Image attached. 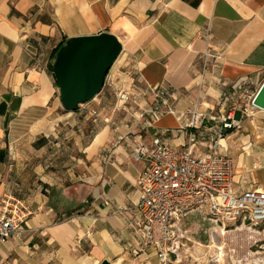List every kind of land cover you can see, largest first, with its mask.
I'll return each instance as SVG.
<instances>
[{
  "label": "crops",
  "instance_id": "1",
  "mask_svg": "<svg viewBox=\"0 0 264 264\" xmlns=\"http://www.w3.org/2000/svg\"><path fill=\"white\" fill-rule=\"evenodd\" d=\"M101 33L122 45L109 74L132 61L139 85L121 78L135 104L98 108L103 121L90 136L92 126L84 134L72 124L79 110L62 108L48 68L65 40ZM262 68L264 0H0V199L16 198L29 213L0 245V264H158L152 250L126 251L143 168L129 158L130 143L164 133L172 147H186L181 116L214 111L223 82ZM158 87L172 93L176 115L149 123L144 92ZM234 119L238 128L218 143L233 163L234 192H264V112Z\"/></svg>",
  "mask_w": 264,
  "mask_h": 264
},
{
  "label": "built area",
  "instance_id": "2",
  "mask_svg": "<svg viewBox=\"0 0 264 264\" xmlns=\"http://www.w3.org/2000/svg\"><path fill=\"white\" fill-rule=\"evenodd\" d=\"M212 57L205 53V66ZM107 81L109 73L104 85ZM263 81L264 68L252 77L223 82L226 91L216 103V115H212L213 111L199 112L195 108L183 114L179 130L189 131L186 147H172L164 133L155 134L149 144L140 139L130 143L129 158L143 165L135 181L140 194L135 208L136 220L128 224L133 235L126 251L132 258L152 250L158 264H168L176 243V224L190 213H203L222 225L264 223V192L251 188L235 193L233 163L218 152V143L226 131L239 126L234 119L235 112L246 115L255 110L252 100ZM113 87L110 84L116 105L135 104V97L127 90ZM144 95L151 98L149 123L166 114L176 115L170 106L172 93L166 88L148 89ZM116 105L114 108L118 110ZM83 108L84 105L78 110ZM143 117V113L139 115V119ZM196 148L206 151L196 155ZM28 216L20 200L10 196L0 199V245L24 229Z\"/></svg>",
  "mask_w": 264,
  "mask_h": 264
},
{
  "label": "rangeland",
  "instance_id": "3",
  "mask_svg": "<svg viewBox=\"0 0 264 264\" xmlns=\"http://www.w3.org/2000/svg\"><path fill=\"white\" fill-rule=\"evenodd\" d=\"M129 62L123 68L119 66L117 75L114 72L109 74V81L94 98L95 101L85 104V108L77 112L72 124L79 126L84 134L91 126L93 130L90 136L101 128L103 114H98V108L108 110L116 105L110 84L113 88L119 86L123 89L125 86L121 81L130 77L127 80H132L131 86L139 85L135 78L137 67L132 61ZM102 98H105V102ZM216 110L217 106L212 115H216ZM70 134V129L65 132L68 138ZM176 235L168 264H264V223L258 226L247 223L222 225L209 220L203 213L195 212L180 218L176 224Z\"/></svg>",
  "mask_w": 264,
  "mask_h": 264
},
{
  "label": "water",
  "instance_id": "4",
  "mask_svg": "<svg viewBox=\"0 0 264 264\" xmlns=\"http://www.w3.org/2000/svg\"><path fill=\"white\" fill-rule=\"evenodd\" d=\"M121 53L120 41L109 33L65 40L50 64L62 108L71 112L93 101ZM252 106L264 112V81ZM100 264L111 263L103 260Z\"/></svg>",
  "mask_w": 264,
  "mask_h": 264
},
{
  "label": "trees",
  "instance_id": "5",
  "mask_svg": "<svg viewBox=\"0 0 264 264\" xmlns=\"http://www.w3.org/2000/svg\"><path fill=\"white\" fill-rule=\"evenodd\" d=\"M60 47H62V46H59L57 49H55L54 51H53V53L51 54V60L53 59V57L55 56V54L58 52V50L60 49ZM50 70V74L52 75V69H51V66H50V68H49ZM55 86L57 87V85H56V83H55ZM79 107H77V108H75V110H77ZM74 110V111H75Z\"/></svg>",
  "mask_w": 264,
  "mask_h": 264
}]
</instances>
